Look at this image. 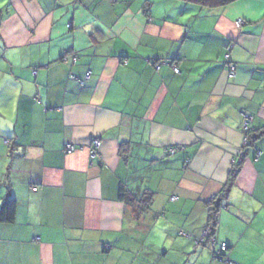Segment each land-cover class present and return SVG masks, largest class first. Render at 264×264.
Masks as SVG:
<instances>
[{
	"label": "crops",
	"instance_id": "crops-1",
	"mask_svg": "<svg viewBox=\"0 0 264 264\" xmlns=\"http://www.w3.org/2000/svg\"><path fill=\"white\" fill-rule=\"evenodd\" d=\"M262 125L264 0H0V264H264Z\"/></svg>",
	"mask_w": 264,
	"mask_h": 264
},
{
	"label": "trees",
	"instance_id": "trees-1",
	"mask_svg": "<svg viewBox=\"0 0 264 264\" xmlns=\"http://www.w3.org/2000/svg\"><path fill=\"white\" fill-rule=\"evenodd\" d=\"M182 1L186 4H191L197 6L199 9H215L219 7H224L226 5L232 4L238 0H177ZM243 21V20H242ZM244 23V22H243ZM70 24L68 25V27ZM230 42L225 45V52H224V58L225 60L230 59V57L226 58L225 54L227 53V47L229 46ZM230 54V51H228ZM71 55V61L76 62L78 59V54H75L74 52ZM62 59L67 60V57H63ZM233 67V65H231ZM176 68V67H175ZM91 70H87L85 74L82 77L77 78L75 75H70L69 79L76 80L81 85L84 84L91 76ZM88 74V75H87ZM260 137H264V125L261 127L251 129L247 128L245 131V142L244 147L251 146L254 141ZM14 146V144H12ZM65 149V148H64ZM128 146L123 143L120 145V151L119 155L125 156L127 153ZM172 149H174L172 151ZM96 151V150H95ZM172 151V152H171ZM176 151V148L172 147L168 149V152L170 154H174ZM66 152V150H65ZM240 162V161H239ZM240 164L235 165V168H232L229 171V176L227 178V181L225 185L223 186V189L211 197L207 201V235L205 238V241H209L210 238L215 236L216 227H217V220H218V212L220 208L222 207L223 199L225 198L226 194L230 190L231 186L234 183V179L236 177L237 169ZM119 197L126 202L127 204H130L133 208L136 209L137 213H143L146 212L150 208V204L152 201V192H144L141 197L136 198L135 196L131 195L127 189H125L123 186L120 187ZM15 208H16V201L14 198L10 197L9 194L6 195L4 200L2 201L0 205V223H11L13 222L15 218ZM203 242V244L205 243ZM213 249V248H212ZM214 253H216L214 251ZM220 254H218L219 256Z\"/></svg>",
	"mask_w": 264,
	"mask_h": 264
},
{
	"label": "built area",
	"instance_id": "built-area-1",
	"mask_svg": "<svg viewBox=\"0 0 264 264\" xmlns=\"http://www.w3.org/2000/svg\"><path fill=\"white\" fill-rule=\"evenodd\" d=\"M242 20H237L236 21V25L237 26H241L242 25ZM232 44H229V46L227 47V53L225 54V57L226 58H228L229 57V52L228 51H230L231 50V48H232ZM174 71L175 72H178V69L177 68H174ZM233 74V67H231V75ZM88 75V74H87ZM100 144H101V142H100V140H98V139H95V140H93L92 141V144H91V150H90V153L91 154H94L95 153V150L100 146ZM65 150H66V152L67 153H71V152H73L74 150H75V146L74 145H72V144H67L66 146H65ZM174 149H172V151H173ZM171 151V152H172ZM241 155H242V153H241ZM240 155V156H241ZM36 188H33V190H35ZM209 243H210V245L214 248L216 245H217V241H216V239L215 238H210L209 239ZM219 254H220V252H222V251H224L225 249H226V244L225 243H220L219 245Z\"/></svg>",
	"mask_w": 264,
	"mask_h": 264
},
{
	"label": "rangeland",
	"instance_id": "rangeland-1",
	"mask_svg": "<svg viewBox=\"0 0 264 264\" xmlns=\"http://www.w3.org/2000/svg\"><path fill=\"white\" fill-rule=\"evenodd\" d=\"M235 25H236V22H235ZM236 26H237V25H236ZM237 27H240V26H237ZM93 140H95V139H92L90 144H92V141H93ZM72 145H73V144H72ZM90 150H91V148H90ZM218 245H219V244H218ZM135 264H140V263H135Z\"/></svg>",
	"mask_w": 264,
	"mask_h": 264
},
{
	"label": "clouds",
	"instance_id": "clouds-1",
	"mask_svg": "<svg viewBox=\"0 0 264 264\" xmlns=\"http://www.w3.org/2000/svg\"><path fill=\"white\" fill-rule=\"evenodd\" d=\"M207 234V233H206Z\"/></svg>",
	"mask_w": 264,
	"mask_h": 264
},
{
	"label": "water",
	"instance_id": "water-1",
	"mask_svg": "<svg viewBox=\"0 0 264 264\" xmlns=\"http://www.w3.org/2000/svg\"><path fill=\"white\" fill-rule=\"evenodd\" d=\"M207 235V234H206Z\"/></svg>",
	"mask_w": 264,
	"mask_h": 264
}]
</instances>
